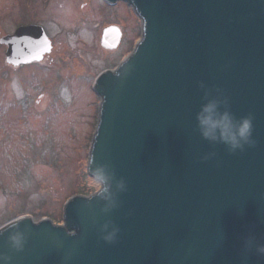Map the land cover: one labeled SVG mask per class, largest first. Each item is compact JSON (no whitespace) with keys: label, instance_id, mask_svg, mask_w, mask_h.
<instances>
[{"label":"water","instance_id":"1","mask_svg":"<svg viewBox=\"0 0 264 264\" xmlns=\"http://www.w3.org/2000/svg\"><path fill=\"white\" fill-rule=\"evenodd\" d=\"M124 1L139 16L133 43L91 72L86 167L108 191L71 190L60 217L26 209L0 220L18 221L0 230L3 264H264V0ZM121 37L109 26L102 45ZM0 42L14 66L53 48L40 24ZM209 100L250 115L254 143L231 152L206 140L196 114Z\"/></svg>","mask_w":264,"mask_h":264},{"label":"rangeland","instance_id":"2","mask_svg":"<svg viewBox=\"0 0 264 264\" xmlns=\"http://www.w3.org/2000/svg\"><path fill=\"white\" fill-rule=\"evenodd\" d=\"M30 16L53 48L14 66L0 42V220L26 209L60 217L71 190L97 186L86 167L96 115L91 72L128 49L139 17L124 0H0V39ZM109 26L122 33L115 48L102 45Z\"/></svg>","mask_w":264,"mask_h":264},{"label":"clouds","instance_id":"3","mask_svg":"<svg viewBox=\"0 0 264 264\" xmlns=\"http://www.w3.org/2000/svg\"><path fill=\"white\" fill-rule=\"evenodd\" d=\"M196 120L200 133L206 140H219L227 145L231 152L243 150L245 145H252L254 143L253 118L248 115L237 119L230 111H221L219 103L216 100H209L204 103L196 114ZM96 179L97 181L103 182L104 178L97 175ZM107 191L106 184L104 187H101L100 183L97 184L96 193ZM9 226H18V221H8L0 225V230ZM105 227H107V225ZM118 232V228H113L111 232L104 236V239L109 243L114 242ZM9 239L12 247L17 251L23 250L25 243L23 233H13ZM256 251L260 254H264V245H258ZM9 259L10 257H0V264H3L5 260Z\"/></svg>","mask_w":264,"mask_h":264},{"label":"flooded vegetation","instance_id":"4","mask_svg":"<svg viewBox=\"0 0 264 264\" xmlns=\"http://www.w3.org/2000/svg\"><path fill=\"white\" fill-rule=\"evenodd\" d=\"M27 24H39V21L36 19V18H34V17H32V16H30L27 20H23V21H20V22H18L17 24H16V27H18V26H20V25H27ZM122 40V39H121ZM120 43H121V41H120ZM46 56V55H45ZM45 58V57H44ZM36 62H39V61H36ZM32 63H35V62H32ZM103 70V69H102ZM99 73V72H98Z\"/></svg>","mask_w":264,"mask_h":264}]
</instances>
